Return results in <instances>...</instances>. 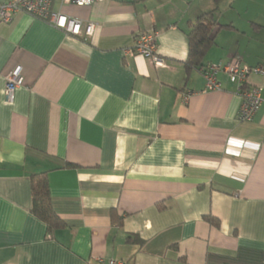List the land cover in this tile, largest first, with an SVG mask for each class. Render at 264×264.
Listing matches in <instances>:
<instances>
[{"label":"crops","instance_id":"0c3cea01","mask_svg":"<svg viewBox=\"0 0 264 264\" xmlns=\"http://www.w3.org/2000/svg\"><path fill=\"white\" fill-rule=\"evenodd\" d=\"M261 4L55 0L96 24L90 37L28 13L0 24V264H264V103L241 120L225 72L206 90L203 69L184 67L191 22L216 7L204 69L264 65ZM141 34H156L165 66L125 53ZM43 172L65 223L53 232L31 210Z\"/></svg>","mask_w":264,"mask_h":264},{"label":"built area","instance_id":"2783aa9c","mask_svg":"<svg viewBox=\"0 0 264 264\" xmlns=\"http://www.w3.org/2000/svg\"><path fill=\"white\" fill-rule=\"evenodd\" d=\"M61 6L76 5L88 6L98 0H60ZM55 0H6L0 1V24L10 22L14 16L20 13H28L43 19L57 28L69 34L82 37H90L94 34L96 24L53 9ZM127 55H141L151 60L154 65L165 66V60L157 52L156 34H141L137 37L132 48L125 51ZM225 72L229 79L237 84V90L242 95L243 103L240 111L241 120H249L260 109L264 103V84L250 85L248 79L251 75L264 78V65L248 66L242 64L238 59L232 60L226 65L212 64L204 71L206 79V90H220L222 88L219 73ZM6 98L11 102L14 93L22 82L21 67H16L6 76ZM111 264H126L123 261L111 260Z\"/></svg>","mask_w":264,"mask_h":264},{"label":"trees","instance_id":"16d2710c","mask_svg":"<svg viewBox=\"0 0 264 264\" xmlns=\"http://www.w3.org/2000/svg\"><path fill=\"white\" fill-rule=\"evenodd\" d=\"M219 3L221 0H214ZM217 23V7L199 15L195 21L191 22L187 32L188 54L184 62L187 76L194 70L204 69V59L209 50L215 44L214 27ZM32 212L41 219L47 226L49 232L65 226L64 221L54 211L47 173L32 175ZM204 218L210 223L219 225V220L212 215H205Z\"/></svg>","mask_w":264,"mask_h":264},{"label":"rangeland","instance_id":"374dc122","mask_svg":"<svg viewBox=\"0 0 264 264\" xmlns=\"http://www.w3.org/2000/svg\"><path fill=\"white\" fill-rule=\"evenodd\" d=\"M261 1L264 2V0H261ZM259 9H260V12L261 13L263 12V14H264V5L261 4V6L259 7Z\"/></svg>","mask_w":264,"mask_h":264}]
</instances>
